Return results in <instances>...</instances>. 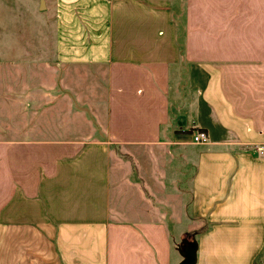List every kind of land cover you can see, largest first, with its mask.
Returning <instances> with one entry per match:
<instances>
[{"label": "crops", "instance_id": "obj_1", "mask_svg": "<svg viewBox=\"0 0 264 264\" xmlns=\"http://www.w3.org/2000/svg\"><path fill=\"white\" fill-rule=\"evenodd\" d=\"M50 5L53 71L65 76L52 97L40 90V122L67 121V131L29 127L14 139L0 127V264H178L181 235L204 223L196 264H255L264 250V0ZM1 18L2 0L0 63ZM81 64L104 75L101 131L72 108L92 114L86 91L99 84L77 85ZM200 130L205 143L193 141Z\"/></svg>", "mask_w": 264, "mask_h": 264}, {"label": "rangeland", "instance_id": "obj_2", "mask_svg": "<svg viewBox=\"0 0 264 264\" xmlns=\"http://www.w3.org/2000/svg\"><path fill=\"white\" fill-rule=\"evenodd\" d=\"M50 1L52 0H49L48 9L45 7L42 9L41 0H2V55L4 57L0 63V127L12 128L10 134L14 139H20L21 131L29 127L34 128L32 133L51 134L58 131L59 133L56 134H60L61 131H67V121L57 125L51 117L46 116L45 121L40 122V93L42 94L40 90L42 89L43 94H48L47 97H50L54 92H58L57 85L60 83V78L65 76L53 71L56 63L52 58L55 43ZM90 66L76 65L72 70L76 73L73 80H76L77 85L88 87L89 83L99 82L97 89L94 84L92 91H86L87 95L89 93L93 95V113L90 114L88 104L85 106L83 103L80 105L78 103V106L72 108L75 109L74 113H79L81 110L80 114L86 120L92 117L93 130L99 128L98 130L101 131L107 115L105 90L101 89L104 75L97 72L94 77L89 73L94 67ZM65 84L68 82L66 81ZM53 87L56 89L53 90ZM65 90L76 93L75 90ZM77 92L79 95L83 91ZM68 106L65 104L63 109H67ZM38 111L39 113L36 114ZM82 125L86 129L92 126L90 122ZM206 227L204 223L196 228L198 231L181 235L176 245H182L185 238L197 240L198 234ZM255 264H264V250Z\"/></svg>", "mask_w": 264, "mask_h": 264}, {"label": "water", "instance_id": "obj_3", "mask_svg": "<svg viewBox=\"0 0 264 264\" xmlns=\"http://www.w3.org/2000/svg\"><path fill=\"white\" fill-rule=\"evenodd\" d=\"M182 259L178 264H196L198 259V241L196 239H183V244L178 245Z\"/></svg>", "mask_w": 264, "mask_h": 264}, {"label": "built area", "instance_id": "obj_4", "mask_svg": "<svg viewBox=\"0 0 264 264\" xmlns=\"http://www.w3.org/2000/svg\"><path fill=\"white\" fill-rule=\"evenodd\" d=\"M193 141L197 143H205L208 141V134L205 131H197L193 135Z\"/></svg>", "mask_w": 264, "mask_h": 264}]
</instances>
